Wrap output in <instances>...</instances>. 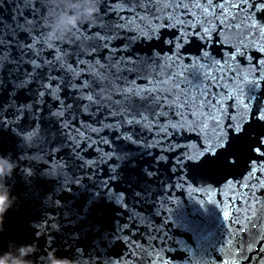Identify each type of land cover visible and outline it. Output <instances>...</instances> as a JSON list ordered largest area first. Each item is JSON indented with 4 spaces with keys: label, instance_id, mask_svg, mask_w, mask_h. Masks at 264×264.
Here are the masks:
<instances>
[{
    "label": "snow or ice",
    "instance_id": "1",
    "mask_svg": "<svg viewBox=\"0 0 264 264\" xmlns=\"http://www.w3.org/2000/svg\"><path fill=\"white\" fill-rule=\"evenodd\" d=\"M10 2L12 0H0V16ZM97 6L99 11L74 31L70 43H53L46 36L45 15L51 9L48 0H25L23 26L19 17L12 25L13 34L23 39L30 50L31 67L26 65L27 70L22 75H13L17 83L12 85L7 111L3 110L5 102L0 100V116L11 118L13 135L21 142L36 144L42 141L39 154L32 157L33 162L46 169L45 175L58 183L62 181V190L69 195H78L86 202L95 201L105 195L100 192L103 181L99 178L92 181L91 187L96 188L98 196L89 191L87 181L95 175L94 167L107 161L103 155L87 159L82 152L84 145L90 148L93 144L110 143L100 135L101 131H111L117 138L136 143L133 139L135 132L128 135L126 129L138 128L149 133L156 130L164 135L168 132L175 135L176 131L197 130L206 126L207 121L215 129L214 140L208 145H199V152L193 149L201 157L198 164L203 163L218 173L234 169L239 164L238 157L230 151L234 143L244 139L253 122L264 125V58L258 57L248 68L235 67L237 57L247 56L253 45L264 38V0H199L191 4L169 3L163 8L157 0H97ZM164 12H168L167 18H164ZM3 27V19L0 18V29ZM164 27L176 30L174 39L163 38ZM117 40L122 43L116 45ZM193 40L200 42L197 55H182L181 49ZM144 41L167 44L172 55L163 60L159 56L141 59L128 55L137 42ZM210 42L226 46L232 54L231 61L223 57L217 59ZM41 49H46L53 59L37 63ZM258 50L264 52V44H259ZM15 51L13 48V60L16 59ZM20 52L24 54L23 49ZM32 53H36L35 57ZM194 76L198 79L194 80ZM21 90L25 99L18 102L15 98ZM2 92L3 80L0 79V95ZM43 105L50 106L45 109ZM38 111L41 113L39 117ZM45 111L47 118L43 115ZM197 111L200 117L194 119L192 113ZM75 112L100 117L95 120L97 127L89 125L98 139L74 138L73 154L62 157L58 155L60 149L57 144H62L63 140H57L55 136L49 140L47 134L52 129L48 124L58 133L60 129L56 125L71 127L63 122ZM221 119L226 120L223 127ZM5 125H8V120L0 119V130ZM225 129L229 135L231 132L236 135L225 140ZM76 131L80 133V129ZM44 145H47L46 158L42 155L45 153ZM255 151L261 150L256 148ZM54 156L62 163L50 165L49 161ZM229 157L233 159L230 161ZM12 159L16 161V173L18 163L13 156ZM108 159H111V153ZM251 159L253 163H260L255 157ZM246 170L249 175L261 176L255 168ZM95 171L99 168L96 167ZM110 175H115V169ZM223 182H228V175H223ZM249 195L259 205L254 220L247 215V204L243 210L237 207L241 203L239 199L220 209L224 221L235 226L234 232L229 228L230 235L226 241V247L235 254V259L224 264H240L242 259H260L264 264V259L259 256H245V251L264 254V247L253 249L254 244L264 243V224H261L264 219V186ZM107 196L109 201L115 199L117 205L124 202L123 196H113L112 193H107ZM209 202L212 203L211 200ZM111 236L116 239H110ZM95 239V254L99 257L103 252L111 257L108 264H145L146 260L153 264L150 253L155 246V238L151 236L149 244L137 233L132 236V241H140L137 244L129 241L127 235L121 241L118 232L107 233L101 228L96 230ZM118 243L123 249L120 252L115 251ZM3 246L4 243H0V247ZM46 247L48 251L55 250L57 256H66L54 242L49 241ZM237 249L238 252L235 251ZM77 252L78 255H89L86 249L81 248ZM163 264L169 262L165 260Z\"/></svg>",
    "mask_w": 264,
    "mask_h": 264
},
{
    "label": "water",
    "instance_id": "2",
    "mask_svg": "<svg viewBox=\"0 0 264 264\" xmlns=\"http://www.w3.org/2000/svg\"><path fill=\"white\" fill-rule=\"evenodd\" d=\"M88 2L89 0H48L51 9L45 15L46 36L53 43L56 41L62 44L70 43L74 31L91 20L84 18L81 12ZM92 2L98 12L97 0ZM193 2L199 0H157L161 8L169 3ZM24 3L25 0H12L6 4L0 16L4 22V27L0 29V79L3 80L0 100L5 102L4 111L8 110L7 101L11 99L13 93L12 85L17 83L13 80V75L17 73L22 75L27 70L26 65L28 68L31 67L30 50L25 46L23 39H18L12 31V25L16 23L18 17L23 26ZM28 7L30 8L31 4ZM36 11L38 14L39 8ZM64 15L79 18L74 27H70L61 35L53 29L56 18ZM163 16L167 18L168 12H164ZM176 35L175 29L168 27L162 29V36L166 40L174 39ZM9 36L12 39H9ZM52 36L59 38L52 39ZM115 43L120 45L122 42L117 40ZM259 44H264V38H260L253 45L247 56L237 57L235 67L248 68L258 57L264 58V52L258 50ZM199 45V41L193 40L181 49L182 55L194 57L198 53ZM210 45L217 59L223 57L231 61L232 54L228 52L226 46L219 42H210ZM168 47L167 44L162 45L158 41L137 42L128 55H135L141 59H154L159 56L163 60L172 55ZM13 48L16 49L15 60L12 59ZM20 49L24 50L23 55ZM35 55L36 53H32L33 57ZM44 59L53 57L47 54L46 49H41L36 62ZM9 65L11 67H8ZM188 75L192 79L191 75ZM193 79L197 80L198 76H194ZM15 99L18 102L25 99L23 90L18 92ZM237 99L242 100V97L237 96ZM49 106L43 105V108L47 109ZM40 114L38 111L37 117ZM43 115L47 118L46 111ZM225 115L227 116V113ZM192 116L199 119L200 112H194ZM99 118L75 112L63 122L71 127L56 125L60 129L58 133L51 124H48L52 129L47 134L49 140L53 136L57 140H63L62 144H57V148L60 149L58 155L67 157L73 154L74 138L87 140L91 137L92 140H97L96 133L91 131L89 125L97 127L95 120ZM0 119L8 120V125L0 130V151L3 152L0 156H6L16 165L13 156L18 163L16 173L14 171L11 177L3 180V185L14 199V203L0 226V243H4V246L0 247V256L10 255L16 258L20 249L32 247L33 252L24 258L26 264H47L48 255L55 254V250L48 251L46 247L51 241L62 250V254L66 255L55 254L56 257L68 258L75 264H108L111 257H107L103 252L99 257L95 254L96 230L102 228L107 233L118 232L121 241L127 235L129 241L139 244V240L132 241V236L137 233L149 244L152 242L149 236L155 238V246L150 253L153 264H163L165 260L169 264H224L225 261L235 259V254L226 247L230 235L229 228L234 232L235 226L224 221L220 209L239 199L241 203L237 207L243 210L247 204V215L253 220L256 218L259 205L249 193L258 192L259 188L264 186L261 183L264 181V136H261L264 135V125L253 122L244 139L234 143L230 151L238 157L239 164L234 169H226L223 173L214 172L203 163L198 164L201 157L193 152V149L199 152V145L213 142L215 129L210 122L206 121V126L194 131H176L175 135L172 132L164 135L156 130L149 133L138 128L126 129L128 135L135 132L133 139L136 143H128L117 138L111 131H101L100 135L110 143L106 145L101 142L98 145L93 144L90 148L84 145L82 156L87 159H95L97 155L105 156L107 162L95 166L93 169L95 175L87 181L89 191L98 196L96 188L91 187V184L97 178L102 180L100 192H104L105 195L95 201L86 202L78 195H69L63 191L62 181L58 183L45 175L46 169L33 162L32 157L39 154L38 148L42 141L36 144L21 142L13 135L10 125L12 127L14 125L11 118L0 116ZM45 122L47 123V119ZM220 123L223 127L226 120L221 119ZM77 129H80V133H77ZM224 131L225 140L236 135L235 132L229 135L227 129ZM44 147L45 153L42 155L46 158L47 145ZM256 148L261 151H255ZM109 153L111 159H108ZM253 157L259 159L260 163H253L251 159ZM232 159L233 157H229L230 161ZM60 163L62 161L55 156L49 161L50 165ZM96 167L99 171H95ZM246 168H255L261 172V176L257 177L254 173L249 175ZM112 169H115V175H110ZM223 175H228V182H223ZM246 184L248 187H245ZM107 193L123 196L124 202L117 205L115 199L109 201ZM261 224H264V219L261 220ZM110 239L116 238L111 236ZM257 247H264V243L253 245V249ZM81 248L86 249L89 255H78L77 250ZM122 250L121 244L118 243L115 251ZM235 251L238 252V249ZM247 255L264 259V254L255 251L252 253L245 251V256ZM145 264H149V261L146 260ZM240 264H261V261L242 259Z\"/></svg>",
    "mask_w": 264,
    "mask_h": 264
},
{
    "label": "clouds",
    "instance_id": "3",
    "mask_svg": "<svg viewBox=\"0 0 264 264\" xmlns=\"http://www.w3.org/2000/svg\"><path fill=\"white\" fill-rule=\"evenodd\" d=\"M82 15L86 19H91V17L96 12V5L89 0L86 7L82 10ZM79 17H70L67 15L57 17L55 20L54 32H59L61 35L68 31L70 27H74L75 23ZM52 39L59 38V36H52ZM16 165L6 156H0V226L3 224L4 216L12 208L14 199L10 196L8 191H6L3 185V180L6 177H11L15 171ZM32 247H24L19 250V255L16 258L10 255L0 256V264H26L24 259L33 252ZM47 264H75L74 261L68 258L56 257L54 253H50L47 257Z\"/></svg>",
    "mask_w": 264,
    "mask_h": 264
}]
</instances>
